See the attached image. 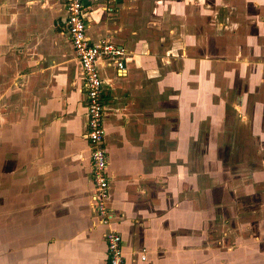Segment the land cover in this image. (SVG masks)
<instances>
[{
  "label": "crops",
  "instance_id": "1",
  "mask_svg": "<svg viewBox=\"0 0 264 264\" xmlns=\"http://www.w3.org/2000/svg\"><path fill=\"white\" fill-rule=\"evenodd\" d=\"M81 3L87 40L125 48L121 69L97 65L106 204L122 264H241L245 249L216 246L213 220L201 217V101L192 85L203 48L208 64L236 48L247 78L240 103L260 113L252 126L264 127V0ZM65 16V0H0V264L107 262Z\"/></svg>",
  "mask_w": 264,
  "mask_h": 264
},
{
  "label": "rangeland",
  "instance_id": "2",
  "mask_svg": "<svg viewBox=\"0 0 264 264\" xmlns=\"http://www.w3.org/2000/svg\"><path fill=\"white\" fill-rule=\"evenodd\" d=\"M203 49L196 69L199 78L192 85L199 88L201 101L196 144L200 151L201 217L213 220L216 246L245 249L246 255L238 254L237 262L241 256V264H264V143L254 136L256 132L264 135V127L252 126L251 120L260 113L252 105L240 103L246 92L243 81H247L243 77L241 82L239 77L240 52L236 48L228 53L219 51L208 64L204 57L210 49ZM249 65L256 69L255 62ZM241 87L244 90L238 92ZM249 89L247 97L253 98ZM224 230L228 235L223 241Z\"/></svg>",
  "mask_w": 264,
  "mask_h": 264
},
{
  "label": "built area",
  "instance_id": "3",
  "mask_svg": "<svg viewBox=\"0 0 264 264\" xmlns=\"http://www.w3.org/2000/svg\"><path fill=\"white\" fill-rule=\"evenodd\" d=\"M110 10L111 0H101ZM66 16L64 29L68 36L74 57L80 66L82 85L86 104V140L90 164L91 201L99 223L107 226L104 242L107 253L106 264H122L123 252L119 234L110 227L114 214L107 207L109 193L106 173L107 155L103 144V100L101 80L97 65L100 61L108 62L121 69L124 62L125 48L119 44L100 39L89 42L86 38L82 19L81 0H65Z\"/></svg>",
  "mask_w": 264,
  "mask_h": 264
},
{
  "label": "flooded vegetation",
  "instance_id": "4",
  "mask_svg": "<svg viewBox=\"0 0 264 264\" xmlns=\"http://www.w3.org/2000/svg\"><path fill=\"white\" fill-rule=\"evenodd\" d=\"M87 145H88V143H87Z\"/></svg>",
  "mask_w": 264,
  "mask_h": 264
}]
</instances>
